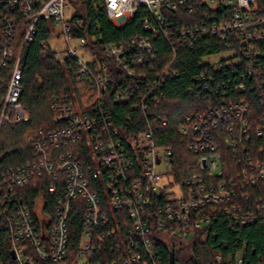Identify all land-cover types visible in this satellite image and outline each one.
<instances>
[{"label":"built area","instance_id":"built-area-1","mask_svg":"<svg viewBox=\"0 0 264 264\" xmlns=\"http://www.w3.org/2000/svg\"><path fill=\"white\" fill-rule=\"evenodd\" d=\"M115 26L124 25L144 8L145 32L162 36L170 44L173 60L184 45L214 37L221 51L203 58L206 70L197 78V90L209 92L203 111L184 118L179 131L194 157L185 173L175 171L173 150L159 146L151 127L129 139L121 134L106 109L112 69L123 76L114 95L117 105L141 110L148 121L150 104H157L167 77L166 69L149 84L150 96L142 93L148 79L143 67L157 57L149 38L137 36L126 44L106 46L105 61L93 85L54 100L60 127L39 131L31 139L35 160L17 170L0 173V232L4 233L0 264H163L159 247L172 240L180 244L196 239L208 227L224 203H231L238 224L264 226V15L261 0H104ZM75 7L79 4L72 0ZM22 13L27 19L24 43H32L42 18L61 27L68 45L67 57L80 66L78 75L92 77L96 56L86 49L87 40L75 38L66 0H0V9ZM187 9L196 23L173 28L167 12ZM5 39L0 49V130L3 124L18 125L30 116L21 102L23 74L20 56L12 39L17 20L2 16ZM82 23L79 22V26ZM78 42V46L72 43ZM50 49V48H49ZM51 50V49H50ZM91 58L87 63L79 52ZM223 56L218 61L214 57ZM154 72V67H151ZM231 72L234 80L220 86L215 75ZM252 92H248L249 87ZM216 87V88H214ZM222 90L223 103L213 94ZM212 91V93H211ZM230 93V96L228 95ZM125 137V138H124ZM255 138L261 144H255ZM240 170L223 179L226 150ZM232 171V167H228ZM172 176V182L168 177ZM46 179L55 198L53 206L43 196L30 204L24 195L34 180ZM176 185V186H174ZM36 186H40V183ZM62 188V191H60ZM253 190L247 192V190ZM27 195V194H26ZM243 206H246L243 208ZM82 213V231L76 243L70 236V216ZM76 209V208H75ZM229 209H226L228 212ZM107 248L113 258L103 261ZM1 252V249H0ZM217 264H246L243 254H216ZM258 264H264L260 258Z\"/></svg>","mask_w":264,"mask_h":264},{"label":"trees","instance_id":"trees-1","mask_svg":"<svg viewBox=\"0 0 264 264\" xmlns=\"http://www.w3.org/2000/svg\"><path fill=\"white\" fill-rule=\"evenodd\" d=\"M79 4L77 14L71 18V25L75 38L87 40L86 49L92 52L97 61L90 65L93 72L92 77L78 75L80 66L75 59L65 56L60 59L48 46L54 35V22L52 19L42 18L37 24V35L32 43H24L25 27L27 19L22 13L10 11L7 6L0 9V49L5 39V27L1 25L2 16L10 14L17 20L12 42L16 49V57L20 56L21 70L23 74V93L20 102L23 108L29 112L30 119L26 123L18 125L3 124L0 130V173H8L12 170L22 168L35 160L31 139H35L42 131L50 133L57 130L62 123H56L58 112L54 110V100L61 96H67L81 88L93 85L95 77L99 73V64L104 63V49L111 44H126L132 38L145 36L151 40L154 48L156 61L138 67V73L146 72L148 79L142 84V93L150 96V87L153 81L157 80V74H163L166 69L177 72L178 76L167 77L160 90L163 98L157 104H150V110L145 116L141 110L131 108V105H117L114 103V95L122 86L123 76L115 71L111 79L109 92L107 94L106 109L112 121L121 134L129 139L135 138L140 131L151 127L155 134V141L159 146L173 150V164L175 171L185 173L191 166L193 156L188 152L186 141L180 134L179 128L184 118L193 112L204 110L209 103V92L198 91L202 94L199 99L191 92V88L197 90V78L206 70L202 65L203 58L221 51L222 44L217 38H202L195 45H184L177 50L176 59L173 60V52L170 44L159 36L153 39L145 32L143 23L147 11L142 8L136 11L134 18L124 25L115 26L108 18L104 0H74ZM168 21L173 28L181 29L196 23L195 16L187 9L179 8L177 12H167ZM260 14L264 15V0H261ZM79 22L82 23L79 26ZM154 67V72L149 71ZM10 70L2 73L5 78L10 75ZM220 83L228 86L227 80H234L231 72L217 74L214 76ZM216 88V87H214ZM253 87L248 88L252 92ZM222 90L215 91V101L223 103L225 98ZM230 96V93H228ZM0 102V112H2ZM1 115V113H0ZM124 137V138H125ZM255 144H261L255 138ZM226 150L225 166L226 171L223 179H229L240 170L231 151ZM232 167V171L228 167ZM31 187L27 190L24 198L30 203L36 197L43 196L53 206L55 198L49 194L48 181H31ZM40 183V186H36ZM62 191V188H60ZM253 190H247V192ZM246 206H243L245 208ZM76 208V209H75ZM70 216V236L72 243L79 239L82 229V213L75 207ZM226 209H229L226 212ZM4 233L0 232V261L6 257L3 246ZM163 264H217L215 255L220 253L225 257L229 255L243 254L246 257V264H258L260 258L264 260V226L260 222L252 225H242L235 222L231 203H224L218 210L211 224L204 228L196 239L180 244L172 240L170 243L161 245L159 248ZM113 258V253L107 248L106 253L101 257L105 262ZM38 264H48L38 262ZM52 264V263H49Z\"/></svg>","mask_w":264,"mask_h":264},{"label":"rangeland","instance_id":"rangeland-1","mask_svg":"<svg viewBox=\"0 0 264 264\" xmlns=\"http://www.w3.org/2000/svg\"><path fill=\"white\" fill-rule=\"evenodd\" d=\"M66 5L68 6V9L66 11L67 17L68 18H72L74 17L77 12H78V8L75 7L74 3L72 2V0H66ZM61 27H56L54 30V35L53 37L50 39L48 46L51 49V51L53 53H56V55L60 58L63 59L66 56V53L68 52V45L65 41V38L63 35H61ZM73 46H78V42L72 43ZM84 52L80 51L79 55L80 57H82V60L84 62H88L91 60L90 56L88 54H83ZM223 58V56H216L214 57V61H218L220 58ZM173 177L169 176L168 177V181L172 182ZM176 186V185H174Z\"/></svg>","mask_w":264,"mask_h":264}]
</instances>
